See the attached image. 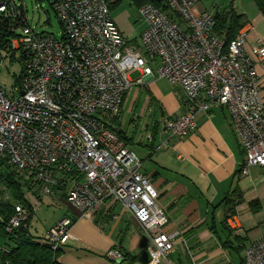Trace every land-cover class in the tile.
I'll return each mask as SVG.
<instances>
[{"label": "built area", "instance_id": "obj_1", "mask_svg": "<svg viewBox=\"0 0 264 264\" xmlns=\"http://www.w3.org/2000/svg\"><path fill=\"white\" fill-rule=\"evenodd\" d=\"M50 1L59 35L32 27L21 13L23 1L0 0V15L19 17L0 49V63L21 61L12 90L0 87V161L24 172L40 193L63 196L79 216L95 218L109 201L118 203L149 237L145 264L167 261L177 242L190 253L182 231L166 229L159 193L141 157L111 128L112 119L130 86L163 77L184 110L151 126L158 122L168 139L183 138L196 130L197 114L224 106L245 155L240 172L250 165L264 169V105L256 70L257 61L264 69V39L255 57L245 50L249 28L242 26L225 44L214 31V12L198 10L199 0L141 5L145 27L138 41L121 34L107 0ZM8 198L0 192V200ZM14 208L7 231L29 217L20 204ZM74 218L61 217L40 236L52 249L61 248ZM105 256L123 259L117 244ZM244 264H264V234L246 247Z\"/></svg>", "mask_w": 264, "mask_h": 264}, {"label": "crops", "instance_id": "obj_2", "mask_svg": "<svg viewBox=\"0 0 264 264\" xmlns=\"http://www.w3.org/2000/svg\"><path fill=\"white\" fill-rule=\"evenodd\" d=\"M197 7L200 11L207 10ZM255 7L252 0H241L240 6H233L237 13L245 16L243 27L249 28L245 50L251 57H255L253 50L258 40L264 39V17ZM256 70L258 93L264 105V69L260 61L256 62ZM147 86L152 88L163 116L184 110L172 85V89L162 90L151 81ZM196 120V130L183 138L168 139L158 128L154 142L147 140L142 144L146 148L141 157L142 170L159 193V205L168 218L166 229H180L190 251L186 253L183 244L177 242L167 256L168 260H163L162 264H244L246 247L264 234V169L250 165L246 173L240 172L245 155L224 106L214 104L208 114H197ZM232 191L238 192L239 198L234 213L225 220L226 211L221 200ZM58 200L67 203L68 208L57 220L75 216L69 238L60 248L59 262H147L149 237L118 203L109 201L95 218H91L79 216L63 196ZM57 220L48 224L45 230ZM2 243L0 239V247ZM115 244L123 255L122 260L105 256Z\"/></svg>", "mask_w": 264, "mask_h": 264}, {"label": "rangeland", "instance_id": "obj_3", "mask_svg": "<svg viewBox=\"0 0 264 264\" xmlns=\"http://www.w3.org/2000/svg\"><path fill=\"white\" fill-rule=\"evenodd\" d=\"M14 1L18 2L19 0ZM22 1L25 5L28 22L32 27L37 31L45 30L54 35L60 34L61 26L47 0ZM234 4L240 6L241 0H199L197 6L214 12L216 9H222L229 5L234 6ZM110 17L124 37L137 41L140 39L144 20L140 16L138 8L132 5L129 0H120L119 4L110 9ZM19 72L20 63L16 59L7 58L1 61L0 87L6 93L10 92L16 84L15 77ZM151 81H154V84L162 90L172 89L170 83L163 77L149 79L147 85ZM147 85L130 86L125 91L120 111L117 114L119 115L118 128L128 138L123 139L142 158L146 151V148L142 144L148 140L147 135L150 132L152 121H158L163 117L156 102L152 103L150 101L154 95L151 91L152 88L150 87V89ZM113 124L116 127L114 122ZM145 164L147 165V162ZM0 187L3 186L0 184ZM24 192L26 198L35 208V213L29 223V230L34 236L40 235L48 224L57 220L62 213H65V209L68 208L67 203L58 200L59 195L57 193L46 195L36 191L34 195L31 191L24 190Z\"/></svg>", "mask_w": 264, "mask_h": 264}, {"label": "trees", "instance_id": "obj_4", "mask_svg": "<svg viewBox=\"0 0 264 264\" xmlns=\"http://www.w3.org/2000/svg\"><path fill=\"white\" fill-rule=\"evenodd\" d=\"M22 1V0H19ZM52 7V2L47 0ZM109 2V9L114 8L119 4L120 0H107ZM132 5L139 8L144 3H153L156 6H163V0H129ZM257 9L264 17V0H252ZM21 13L26 14L22 6H20ZM215 27L214 31L223 37L226 44L235 33L244 26L246 20L244 14L237 13L233 6L229 5L222 9L214 11ZM19 24V17L15 19L8 12L0 15V49H3L9 38L13 35L15 28ZM21 70V61H20ZM20 72L15 77L16 83L19 81ZM152 103L156 102L152 97ZM112 121L116 127L111 126L120 137L128 139L123 131L118 128L119 115L113 117ZM158 131V122H155L150 129V143L154 142ZM151 145V144H150ZM0 192H7L9 198L0 200V238L3 243L0 247V264H62L58 261L61 253L59 249H52L51 245L46 242L40 235H32L29 231V223L34 214V208L25 196V191H31L32 194L39 191L34 189L31 180L26 177L24 172L11 168L9 164L0 161ZM35 195V194H34ZM239 193L232 191L231 194L225 195L221 202L225 208L224 219L234 213L235 205L238 202ZM15 204H20L23 208L29 211V217L18 226L13 227L10 231L6 230V224L10 217L14 214Z\"/></svg>", "mask_w": 264, "mask_h": 264}]
</instances>
